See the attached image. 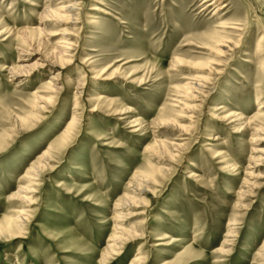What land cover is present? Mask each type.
I'll return each mask as SVG.
<instances>
[{"label": "rangeland", "instance_id": "374dc122", "mask_svg": "<svg viewBox=\"0 0 264 264\" xmlns=\"http://www.w3.org/2000/svg\"><path fill=\"white\" fill-rule=\"evenodd\" d=\"M68 1L0 0V264H264V0Z\"/></svg>", "mask_w": 264, "mask_h": 264}, {"label": "bare ground", "instance_id": "6f19581e", "mask_svg": "<svg viewBox=\"0 0 264 264\" xmlns=\"http://www.w3.org/2000/svg\"><path fill=\"white\" fill-rule=\"evenodd\" d=\"M200 1V0H199ZM202 2V6H206L204 9H203V11H205V10H208V9H214L213 11L215 12V14H218V13H220L222 10H224L225 8H227L226 7V5L225 4H223V5H221L220 3L221 2H224V1H226V0H201ZM77 6H78V4H76V2H75V0H69L68 1V6L67 7H64V11H66L67 13H69V15H70V13L73 11V10H77ZM97 10V9H96ZM63 12V11H62ZM224 39H226V38H224ZM230 42V41H229ZM218 43H220V41L219 42H217V44ZM223 44V46L224 45H227L228 44V42L226 41H222L221 43H220V45H222ZM231 44V43H230ZM227 47H229V46H227ZM231 47V46H230ZM261 47H260V43H258L257 44V51H260L261 49H260ZM181 62H179V61H177V64H180ZM29 71H31V70H29ZM20 73V72H19ZM21 74V73H20ZM199 78V77H198ZM51 80H53V78L51 79ZM70 81V79H67V81H66V83L67 82H69ZM193 81V80H192ZM46 84H48V83H46ZM45 84V85H46ZM204 84H205V81H203V80H199V79H197L196 80V82H192V83H190V84H188V86L186 87L187 88V92L189 91L190 92V94H191V96L189 95V98L191 97V98H195L194 96H192V93H196V94H199L201 91H202V89L204 88ZM49 85H51V84H49ZM53 86V85H52ZM82 88V87H81ZM80 89V88H79ZM46 90L48 91V90H52V91H56V90H59V88L57 87V86H53V89H51V88H49L47 85H46ZM46 91V92H47ZM49 92H51V91H49ZM195 94V95H196ZM200 96V95H199ZM197 97V96H196ZM187 98V97H186ZM198 98V97H197ZM130 111V110H129ZM129 111H125V112H122V113H118V115H125V114H128L129 113ZM226 118H228V117H226ZM230 120V119H229ZM241 120H243V118L241 117L239 120H237V121H241ZM76 122H75V120L74 119H72L71 120V122L68 124L69 126L68 127H73L74 126V124H75ZM136 126V125H135ZM69 128V129H70ZM68 129V130H69ZM215 141L217 142L218 141V139H215ZM32 168L27 172V174H29V175H31V173L34 171V170H36L37 169V167H36V165L34 164V165H32L31 166ZM145 180V179H144ZM140 181V182H142V183H148L147 182V180H145V181ZM125 201H126V203H128L127 202V198L126 199H124ZM127 205V204H126ZM116 206V205H115ZM123 206H124V204H123ZM126 207V206H125ZM124 207V208H125ZM121 208V207H120ZM119 208V209H120ZM23 222V219L19 216L18 217V221L17 222H19L20 224H22V222ZM117 230H119V229H117ZM120 239V238H119ZM129 239V238H128ZM118 240V239H117ZM124 242V241H123ZM119 243V242H118ZM112 246H114V245H112ZM111 246V247H112ZM110 248V247H109ZM116 250V249H115Z\"/></svg>", "mask_w": 264, "mask_h": 264}]
</instances>
